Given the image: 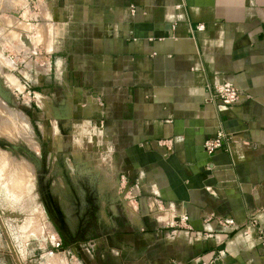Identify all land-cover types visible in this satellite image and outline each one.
Returning <instances> with one entry per match:
<instances>
[{
  "label": "crops",
  "instance_id": "crops-1",
  "mask_svg": "<svg viewBox=\"0 0 264 264\" xmlns=\"http://www.w3.org/2000/svg\"><path fill=\"white\" fill-rule=\"evenodd\" d=\"M27 2L43 170L72 159L97 207L82 244L31 264H264V0ZM225 80L250 99L212 101Z\"/></svg>",
  "mask_w": 264,
  "mask_h": 264
},
{
  "label": "rangeland",
  "instance_id": "rangeland-1",
  "mask_svg": "<svg viewBox=\"0 0 264 264\" xmlns=\"http://www.w3.org/2000/svg\"><path fill=\"white\" fill-rule=\"evenodd\" d=\"M27 1L0 0V54L12 53L18 60L14 74L4 67L0 71V264H17L15 254L20 264H31L41 262L42 253L72 250L86 239L81 229L90 227L86 221L79 226L75 212L84 218L89 211L85 201L92 194L79 184L88 185L90 175L75 173L70 158H61L60 167L53 155L50 170H43V157L53 146L50 142L47 149L38 135L29 110L31 107L36 113L38 108L34 109L35 98L29 94L30 82L25 77L32 53L42 49L30 32L43 33V24L33 29L27 15L22 18L15 12L16 7L28 6ZM48 185L57 200L58 213L44 207ZM75 198L84 200L82 206L74 203ZM66 261L75 260L71 256Z\"/></svg>",
  "mask_w": 264,
  "mask_h": 264
},
{
  "label": "built area",
  "instance_id": "built-area-1",
  "mask_svg": "<svg viewBox=\"0 0 264 264\" xmlns=\"http://www.w3.org/2000/svg\"><path fill=\"white\" fill-rule=\"evenodd\" d=\"M210 98L212 101L227 107L240 106L250 99L234 83L225 80L220 83H212L209 86ZM233 139V135L222 129L205 140L204 146L208 152H214L223 148L226 143Z\"/></svg>",
  "mask_w": 264,
  "mask_h": 264
},
{
  "label": "flooded vegetation",
  "instance_id": "flooded-vegetation-1",
  "mask_svg": "<svg viewBox=\"0 0 264 264\" xmlns=\"http://www.w3.org/2000/svg\"><path fill=\"white\" fill-rule=\"evenodd\" d=\"M45 193H46V199H45V201L43 203L44 204V207L46 208V210L48 212L54 211L55 213H58L59 212V209L57 207V200H55L54 199V196H52L49 185H48V187H46V192ZM85 202H86L85 204H87V206H89V211L85 215L84 218H83V215H81L82 213H79L78 214L77 211H75L76 214H77V217L79 216L78 217V225L79 226L82 225V222L83 221L89 222V224H90L89 225L90 226L89 228L81 229L82 232H83L82 235H85L89 230H91V228H92V226L94 224L93 220L95 218L96 209H97L96 205L94 204L93 200L91 199V196L88 199H86ZM62 223H64V220L63 219H62ZM74 232H77V229L74 230ZM80 237H82V236H80Z\"/></svg>",
  "mask_w": 264,
  "mask_h": 264
},
{
  "label": "water",
  "instance_id": "water-1",
  "mask_svg": "<svg viewBox=\"0 0 264 264\" xmlns=\"http://www.w3.org/2000/svg\"><path fill=\"white\" fill-rule=\"evenodd\" d=\"M15 257H16V259H17V262H18V264H20V263H19V259H18V257H17V255H16V254H15Z\"/></svg>",
  "mask_w": 264,
  "mask_h": 264
},
{
  "label": "bare ground",
  "instance_id": "bare-ground-1",
  "mask_svg": "<svg viewBox=\"0 0 264 264\" xmlns=\"http://www.w3.org/2000/svg\"><path fill=\"white\" fill-rule=\"evenodd\" d=\"M2 160V159H1Z\"/></svg>",
  "mask_w": 264,
  "mask_h": 264
}]
</instances>
